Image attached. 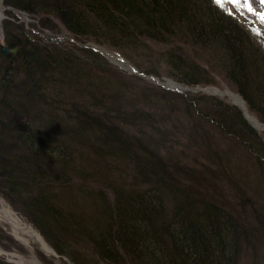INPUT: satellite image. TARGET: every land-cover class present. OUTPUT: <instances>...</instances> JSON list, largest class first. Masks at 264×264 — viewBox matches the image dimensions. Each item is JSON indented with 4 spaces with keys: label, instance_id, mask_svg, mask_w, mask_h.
Masks as SVG:
<instances>
[{
    "label": "trees",
    "instance_id": "obj_1",
    "mask_svg": "<svg viewBox=\"0 0 264 264\" xmlns=\"http://www.w3.org/2000/svg\"><path fill=\"white\" fill-rule=\"evenodd\" d=\"M199 1L213 14L210 27L202 21ZM7 2L39 16L42 29L58 33L62 26V34L118 51L146 74H161L160 67H150L141 57L153 44L205 43L211 46L205 48L240 54L221 25L238 13L217 7L221 13L212 0ZM5 33L9 55L0 49V194L18 210L23 211V201L33 213H26L29 218L46 229L45 237L65 244L77 264H241L245 246L256 251L264 243L257 237L254 241L264 231L263 220L247 217L245 206L217 195L229 187L227 167L244 173V166L225 154L191 162L186 152H179L174 135L185 127L184 137L196 136L207 151L214 143L204 125L213 123L211 133L230 132L231 141L240 142L231 145L264 163L262 138L239 110L222 102L226 106L206 115L208 101L202 96L170 93L177 99L170 104L162 88L155 93L165 101H155L145 95L147 82L90 48L26 33L11 21L5 23ZM172 51L163 53L169 76L199 83L195 74L182 76L184 59ZM241 51L253 56L250 44ZM238 68V82L221 76L264 123V106L258 105L259 98L264 105V84L254 82L258 65ZM208 164L219 165L214 170L224 182L214 186L211 196L193 186L194 178L210 173ZM138 187L145 189L137 192Z\"/></svg>",
    "mask_w": 264,
    "mask_h": 264
},
{
    "label": "rangeland",
    "instance_id": "obj_2",
    "mask_svg": "<svg viewBox=\"0 0 264 264\" xmlns=\"http://www.w3.org/2000/svg\"><path fill=\"white\" fill-rule=\"evenodd\" d=\"M204 1V0H203ZM214 6L216 9L221 12L217 7H220L217 5L215 0H212ZM199 9L203 11V14L200 15L203 19L202 21L204 23H208L207 26L210 27L209 24L213 23V14H211L207 10V4L205 2L199 1ZM228 0H222L223 4H227ZM252 4L254 9L256 10L255 13L248 12L246 8H240L238 6H232L231 8L224 7L221 8L223 10H226L228 14H232V11H235L238 13L237 19L233 17H227L228 22H222V29L228 30L227 39L231 40V37L233 38V41L238 44L237 48L233 45L235 52H239L240 54H235L233 52H230L228 50L223 51L221 47H219L217 50H212V48H205V47H211L210 44L203 43L201 46H196L193 44H176V45H170V46H161L153 44V49L150 50L149 48L144 52L141 57L145 59L150 67H160L161 74L160 75H153V74H146L143 72L140 68L137 67V65L133 64L130 60H126L124 56L118 51H115L113 49H106L104 51H110L114 52L117 55H120L124 57V60L127 62H130L131 67L134 69L136 68L142 75L141 76H135L137 78L143 79L145 82L146 91L145 95L147 97L152 98L155 101H165L163 98L164 95H159L155 93L156 88H162L166 91H168V99L170 100V104L177 103V99L174 95H171L170 93H179L183 94L188 97H197L202 96L204 99H206L208 102H206L207 105L203 107V111L207 115V112L210 110H213L215 107L218 108L220 105H224L222 102L232 106L233 108L239 110L243 116L244 121L253 128V124L250 123V121L247 119L245 113L243 110L236 105L229 97L223 96L220 93L214 92V91H230L234 94H237L239 96H242L237 91H235V88L227 82L221 75L226 74L227 76H231L232 79H235L237 81L238 79V71H241L242 68H238L239 66H242L243 64L247 66L249 69L251 66H254L255 63L258 65V68H254V71L258 73V75H254V82H257L259 85L264 84L263 77H264V69H262V66L264 65V22H261L258 19L257 13L264 12V5L260 3V0H252ZM4 5L6 8L5 14L6 18L2 22V26H4L1 37H0V49H3V52L5 55H9V47L6 44V33H5V23L7 21H11V23L21 27L26 33H34L36 35L42 36V37H52L54 36L55 39H58L60 42H69L72 44H75L76 46L80 48H90V44L96 45L94 42H87V43H81L79 41H76L75 39H72V36H69L68 34H62L66 33L64 28L61 27V32L53 33L49 30L42 29L41 24L39 22L40 17L37 15L27 14L26 12L22 11L21 9L11 6L7 0H4ZM23 12V13H20ZM218 12V14H219ZM222 13V12H221ZM225 15V14H224ZM210 17H212V20H210ZM231 18V19H230ZM27 19L28 21H25ZM232 22H235L236 24H231ZM234 27V29L231 28ZM213 29H208V31ZM231 36V37H230ZM65 44V43H64ZM250 46L253 48V56H250L246 53H244L241 50H244ZM83 45V46H82ZM181 45V47H180ZM7 51V53L5 52ZM93 50V49H92ZM113 50V51H111ZM169 54L176 55L177 57H182L184 59V65L185 67L182 70V76L186 77L185 75H196V80L199 81V83H196L194 85L187 84L185 82H179L169 76L168 71L169 68L165 65V59L163 56V53L166 51H171ZM95 51V50H93ZM96 52V51H95ZM99 54V53H98ZM109 64L112 66L118 68L119 70L123 71L125 74L129 76L132 75L133 72L129 71L128 69L122 68L115 63L111 62L107 57L100 54ZM159 61L158 65H153L154 62ZM236 61L234 64L236 66L235 71L233 70V67H231V64ZM250 66V67H249ZM154 77L158 80V84L155 83L153 80H149L146 77ZM187 79V78H185ZM135 82H139L135 80ZM238 82V81H237ZM166 83H170L173 86H167ZM152 84V85H150ZM246 86H249V91H254L253 84L246 83ZM180 87L184 90H178L176 88ZM255 98L257 95L254 96ZM246 102V100H245ZM262 103V99H258V105L259 107L264 106ZM264 103V102H263ZM247 105L248 110L249 104L246 102L244 103ZM197 108V107H196ZM232 115V112H229ZM253 114V113H252ZM255 115V114H253ZM233 117V115H232ZM208 119L215 122L216 118L212 115L208 116ZM199 123H202L203 121L198 119ZM218 123V122H216ZM213 123H208V125H204L206 129L209 132V137L214 143L213 148H210L209 150H205V145L201 143V141L198 140L196 136H191L190 138L184 137V131L185 128L178 129L174 135L176 136V140L178 141L179 145V152L183 153L186 152V155L190 157L191 162L192 161H198L200 159L201 161L205 160V157L207 156V160H211L214 155H221L225 154L228 155L230 158L233 156L234 159L232 161H235L233 164L241 163L244 168L240 167V170L244 173L238 172L235 168V166H228L227 170L229 171V178L227 183L225 185H228V189L223 188L224 192L221 194H217L218 196H223V198L226 196L231 204L236 203L240 206L243 205L246 207L247 217L251 216L252 218H257V220H263L264 224V163H261L259 161H255L254 157L255 155H249L246 151H243L242 153L240 150L243 147H234L231 145V142H234L232 144L238 143L236 140L231 141V134L230 132L223 133L222 131L218 130L217 133L214 135V133H211L210 126ZM191 125V123L189 124ZM188 125V126H189ZM255 129V128H253ZM185 130V129H184ZM197 130V129H196ZM195 130V131H196ZM213 131V128H212ZM257 134L262 138V141L264 143V132H259L257 129H255ZM216 139V140H215ZM227 150L229 152L222 151ZM222 153H221V152ZM79 154H77L78 156ZM232 155V156H231ZM173 158H176V156H173ZM242 159V160H241ZM188 165L193 166V164L189 163ZM202 164H197V167L201 166ZM212 165L213 168H210ZM252 165V168H251ZM210 169V173H208L206 176H203L199 179L194 178L193 180V186L196 188H199V193L203 195H209L211 196V191H213L214 186L218 189L220 183L222 182L223 175L214 169L219 168V165L215 164H208L207 166ZM101 181H105V177L100 178ZM217 180L216 182H211V180ZM237 179H240V181H236ZM86 184V183H85ZM87 185H91V182L87 180ZM230 186L232 188H230ZM93 187V186H91ZM129 190H132L131 188H128ZM145 187H138L136 189L137 192H142ZM233 189V191H232ZM229 192V194H228ZM210 193V194H209ZM111 198L112 194L110 193ZM0 200H3L8 206H12L13 210L29 225H33L34 229L38 231L44 238L45 235L43 234L42 230H46L41 223L36 218H29V216L33 215V213L28 209L25 210L26 207H24V202L21 201L23 204V212L22 210H18L16 207H14L13 204L9 202V204L6 202V199L0 194ZM169 207V203H168ZM68 208V207H67ZM241 208V207H240ZM79 212V211H78ZM29 214V216L27 214ZM79 216V215H78ZM251 218V219H252ZM261 218V219H260ZM35 221H34V220ZM28 220V221H27ZM38 223H37V222ZM254 221V220H253ZM258 222V221H256ZM264 230V227H263ZM258 232V231H257ZM11 230L5 226L4 223L0 222V251L7 252L9 254H19L22 257H25L28 260H32L33 258L37 259L40 264H69V262L65 259H55L52 256H48L40 249L32 245L26 246L24 244H21L18 240H14L11 235ZM255 240L257 238L261 239L262 242H264V231L259 232L258 234H255ZM257 237V238H256ZM48 245L51 246V240L49 238H45ZM55 244L59 246L62 250H67L70 252L69 248H67L63 243L59 241H55ZM255 243H253V247ZM251 247H244L243 252V259L241 264H256L258 260L264 259V243L259 245L255 250H250ZM71 254H73V251H71ZM263 255V257H262ZM260 257V258H257ZM98 264H106L104 261L97 260ZM0 264H14L7 260V257L0 256ZM264 264V263H263Z\"/></svg>",
    "mask_w": 264,
    "mask_h": 264
},
{
    "label": "bare ground",
    "instance_id": "obj_3",
    "mask_svg": "<svg viewBox=\"0 0 264 264\" xmlns=\"http://www.w3.org/2000/svg\"><path fill=\"white\" fill-rule=\"evenodd\" d=\"M6 8L4 5V0H0V33H1V24L3 20L6 18L5 14ZM100 50H104L101 49ZM106 57L116 65L128 69L131 72H135V69L131 67V65L126 62L121 56L117 55L114 52L110 51H103ZM167 86H173L170 83H166ZM217 93L222 94L223 96L229 97L236 105H238L243 112L245 113L247 119L250 121L251 124H253L259 132H264V125L261 124L256 118H254L250 113H248L246 105L244 104V101L242 98L234 94L230 91H214ZM28 221V220H27ZM0 222L4 223L6 227H8L12 235L18 240L21 244H24L26 246H37L40 251L44 252L48 256H54L56 255L53 248L48 245L46 240L43 238V236L36 231L33 227V225H29L25 219L20 217L11 206H8L3 200H0ZM4 251H0V256L4 255L7 257V260L14 264H40L39 261L35 258L32 260H28L25 257H22L19 254H9L7 252L3 253Z\"/></svg>",
    "mask_w": 264,
    "mask_h": 264
},
{
    "label": "snow or ice",
    "instance_id": "obj_4",
    "mask_svg": "<svg viewBox=\"0 0 264 264\" xmlns=\"http://www.w3.org/2000/svg\"><path fill=\"white\" fill-rule=\"evenodd\" d=\"M218 6L221 8L228 7L231 8L232 6H238L240 8H246L248 12L255 13L256 10L253 7L252 0H228L227 4H223L222 0H215ZM260 3L264 5V0H260ZM258 19L261 22H264V12L257 13Z\"/></svg>",
    "mask_w": 264,
    "mask_h": 264
},
{
    "label": "water",
    "instance_id": "obj_5",
    "mask_svg": "<svg viewBox=\"0 0 264 264\" xmlns=\"http://www.w3.org/2000/svg\"><path fill=\"white\" fill-rule=\"evenodd\" d=\"M89 47H91L93 50L99 52L100 54H102L103 56L106 57V55H105L104 52H103L104 50H100L99 46L94 45V44H90ZM5 52L7 53L6 50H5ZM133 74H134V75H137V76H141V77L144 76V75H142V74H141L136 68H135V72H134ZM145 77H146V76H145ZM146 78L149 79V80H153L155 83L158 84V80L155 79L154 77H148V76H147ZM176 89H178V90H184V89H181L180 87H178V88H176ZM55 257H60V258H61V256H55ZM62 259L67 260V258H63V257H62ZM67 261L69 262V264H74V263H71L69 260H67Z\"/></svg>",
    "mask_w": 264,
    "mask_h": 264
}]
</instances>
